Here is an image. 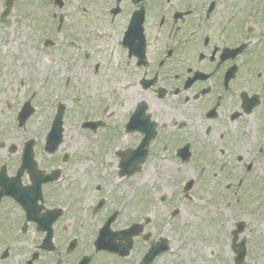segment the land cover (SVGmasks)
I'll return each instance as SVG.
<instances>
[{
	"label": "flooded vegetation",
	"instance_id": "1",
	"mask_svg": "<svg viewBox=\"0 0 264 264\" xmlns=\"http://www.w3.org/2000/svg\"><path fill=\"white\" fill-rule=\"evenodd\" d=\"M82 1V10L74 11L68 23L82 45L78 59L85 76L88 70L101 83L99 89L86 87V93H99L126 110L117 122L104 117L108 106L92 108L85 101L84 107H66L69 137L52 148L46 136L56 108L38 99L26 123L34 117L38 125L26 156L31 140L7 134L8 127L20 129L18 80L0 67V238L16 237L26 264L48 234L36 221L24 228L28 206L39 220H53L54 249H38L33 264H76L70 244L88 237L82 254L93 253L99 228L106 224L114 247L127 252L102 251L110 264L139 263L163 239L170 250L151 264L178 248L174 241L187 242L186 251L195 249L200 259L195 264H235L232 217L239 209L246 229L249 214L262 219L256 215L262 203V36L257 35L262 17L250 21L237 12L241 5L234 0ZM52 14L55 19L57 13ZM57 21L50 43L42 42L37 27L39 48L55 46L64 16ZM74 37L69 34L72 44ZM19 92L24 102L27 93ZM255 97L259 103L251 109ZM131 115L134 130L126 128ZM251 131L260 144L255 159L247 150ZM100 133L112 137L95 139ZM170 178L177 181L171 185ZM225 202L230 219L223 222L231 221L232 227L227 235L209 236L215 211ZM202 208L205 216L198 212ZM254 249L248 250V260L262 264V254Z\"/></svg>",
	"mask_w": 264,
	"mask_h": 264
},
{
	"label": "rangeland",
	"instance_id": "2",
	"mask_svg": "<svg viewBox=\"0 0 264 264\" xmlns=\"http://www.w3.org/2000/svg\"><path fill=\"white\" fill-rule=\"evenodd\" d=\"M4 1L5 0H0V14L4 9ZM66 3L63 5L62 8L59 7H55L53 5L52 2L48 3V0H17L13 6V14L10 16V18H8L5 22H1L0 23V51L3 49L2 45H4L5 43H9V46H7V51L6 52H0V55H5L6 60L9 59L8 57H10V59L8 60V64H6V69L8 71H12V66L9 64V61L13 62L12 57L15 56V46L17 40H20V46L19 49L21 50V53L24 51L25 57L24 59H28L29 62L27 63V71H29L30 76H31V80L33 81L32 86L36 83V85L39 88L40 93L44 92H50V95L53 96H57L56 100H61L63 101L65 98H67L66 96L70 97L69 95H71L70 93H66L63 89L64 87L62 86L63 80L66 78V76L68 74H70L71 72V68L75 69V63H71L72 61L70 60V58H72V55L75 52H81V47H79V45L77 46V48H72L69 51L68 48L65 46L66 41L68 42V40L65 38L63 39V41L65 43L63 47H66V53L62 54V52H60L59 49H56L55 51H40L39 50V42L37 41V39L40 37L38 32H37V27H39V25L42 23V21L46 20L49 21L48 17L51 16V13L53 11H56L57 17H59V15L62 14V16L64 15L65 20L64 22H67V18L74 12V11H81L82 7H83V1L82 0H65ZM236 3H240L243 1L242 3V7H243V11L245 12L246 8H247V3L248 0H234ZM261 0H257V2L255 3L257 5V8H259V4L260 6H262V16L264 15V0H262V2H260ZM255 2V1H253ZM260 2V3H258ZM242 9V8H241ZM239 11V10H238ZM260 11V10H259ZM259 13H255L253 16L254 17H258ZM1 16V15H0ZM1 18V17H0ZM43 18V19H42ZM58 20V19H57ZM254 21V20H253ZM256 22V21H254ZM74 25H76L75 22H73ZM257 25L259 26L260 24L257 23ZM65 26V25H64ZM47 28L46 25H43V29ZM80 30V29H78ZM72 31H75V28H71L70 25L65 26L62 34H70ZM80 32V31H78ZM258 32V33H257ZM257 35L262 34V92L264 95V20L262 19V27H259V29L257 30ZM75 34V33H74ZM73 34V37H74ZM42 36H44L42 34ZM7 39V42H6ZM16 39V40H15ZM3 40L5 42H3ZM78 40V38H77ZM57 43L61 44L62 39H61V34L57 35ZM81 46V45H80ZM9 53V54H8ZM68 60H70V62H68ZM71 67V68H70ZM24 72V71H23ZM22 72V73H23ZM83 74V67H81L79 69V79H78V85L79 88L82 87V89H84L85 91H87L85 88L87 86L93 85V87L97 88L100 87L101 83H96L93 82V80H89L88 81H84L83 84H81V82L83 80H81V76ZM88 75V74H87ZM3 76H6V74H4ZM51 77L52 80L47 82L46 77ZM53 77H55L53 79ZM93 78V76L91 75V79ZM2 79H4L2 77ZM7 84V83H6ZM9 84L12 86H14L13 84V78L9 80ZM24 84V86L27 84V77L25 75L24 78H20V83H18L19 86H22ZM66 84V82H65ZM92 88V89H95ZM6 90V89H4ZM256 90V89H254ZM30 92V93H29ZM53 92V93H52ZM28 94L29 96H34L35 95V90L34 88H30L28 90ZM85 94V93H83ZM98 95L99 94H95L92 93L90 95V99L93 100V102L97 101L98 105ZM5 97H3L5 100H9L10 96L7 95V93L5 92L4 94ZM19 97H21V94H18ZM45 96V94H44ZM63 96V97H62ZM47 95L45 96V99ZM77 99H80V103H83V99L80 97H77ZM35 100V99H34ZM107 101V100H106ZM13 102V101H12ZM103 105V108L108 106V110L105 111L104 113V117H106L110 121H117L119 122V119L123 118V112L121 111H125L126 109L121 108L118 109L117 105H114L116 103H109L108 105H106V103L101 102ZM71 106V105H70ZM17 107H19V105H17ZM42 112V111H40ZM111 113H113L111 115ZM31 126V132H34L35 129L38 130V125H35V123H32ZM8 136L11 138L12 136H16L17 133L14 130L8 129ZM19 135V133H18ZM67 136H69V133L66 134ZM251 137L249 140V144H250V149L248 148L247 150L250 151V159L254 158L255 159V154H257V149L259 147V140L258 137L255 136V139L253 138V132L251 131ZM112 137V134L109 133H100L98 136H95V139H109ZM262 185L264 186V98H263V102H262ZM256 169H260L259 165L257 164V168ZM167 181L172 185L173 183H175L177 181V179H167ZM262 205H264V190H262ZM160 206V205H159ZM157 205L156 208V214L157 216H159V213L161 212L160 207ZM82 211V210H81ZM212 210H210L209 212H211ZM239 209H237V213L234 214V217H232L233 220H238L240 218H243L244 216H242V213H238ZM198 212H202L203 216H205L204 209H199ZM215 213L217 214V217L214 218L213 220L215 221V223H212V229L213 231L209 233V236L214 235H218V236H222V235H227L231 229V225L232 223H228L226 224V222H223V219L229 220L230 217L227 219V215L228 214V208L226 207V202L222 205L221 209L217 208V210L215 211ZM249 214V213H248ZM251 215V214H249ZM248 215V219H250V223L253 224L250 229L252 230L251 232V238L253 241H251L255 247L254 252H258L262 254V264H264V206H263V211H262V219L260 221H256L253 217V215L249 216ZM226 216V217H225ZM225 217V218H224ZM216 219V220H215ZM217 222V223H216ZM215 225V226H213ZM15 230V229H14ZM200 231H202L203 233H205V229L202 227L200 228ZM1 235L3 236V233H1ZM172 237L175 239V236L172 235ZM197 241V240H196ZM199 242V241H197ZM195 241H193V245H198L199 247H203V245H201V243H197ZM6 243L7 241L0 239V254L1 251L6 247ZM26 243V242H25ZM8 244V243H7ZM13 245V244H12ZM18 246V245H17ZM178 247V248H174V247ZM187 246V242H185V244L183 242H177L174 241L173 242V250L171 251L170 255H166L164 256L162 259H160L158 261L157 264H178L177 261H179L182 264H195L196 261L200 260L198 259V254L194 253V250H190L186 251L184 249V247ZM26 248L28 247V245L25 246ZM206 247H208V245L206 244ZM183 248L184 250L182 251H178L179 249ZM204 252V250L202 251ZM200 254H203V253ZM199 254V255H200ZM104 258V257H103ZM101 258H99L98 260H100ZM107 258L104 259L103 262H106ZM189 261V263H187ZM2 264H22V256H20V250L17 249L15 252L12 249V253L11 255L5 260V262H3Z\"/></svg>",
	"mask_w": 264,
	"mask_h": 264
}]
</instances>
